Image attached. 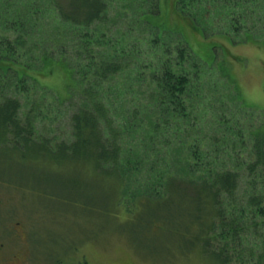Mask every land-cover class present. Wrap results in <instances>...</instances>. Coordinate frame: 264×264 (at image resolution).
Masks as SVG:
<instances>
[{
  "label": "trees",
  "instance_id": "16d2710c",
  "mask_svg": "<svg viewBox=\"0 0 264 264\" xmlns=\"http://www.w3.org/2000/svg\"><path fill=\"white\" fill-rule=\"evenodd\" d=\"M0 1L12 10L0 23V182L25 187L30 184L20 181H36L40 193L88 208L100 198L97 210L125 214L142 238H163L213 264H264L263 113L242 102L219 65L215 75L225 92L216 96L200 84L197 56L182 35L148 21L159 12L158 0H148L139 15L147 36L115 20L121 17L109 14V0ZM173 3L203 36L235 41L243 33L240 43L264 45V0ZM46 19L54 31L50 42L58 46L51 50L39 32ZM199 19L215 23L203 26ZM67 55L74 59L70 66ZM54 67L66 76L67 95L40 114L30 83L43 87L35 73ZM120 101L130 108L127 116ZM49 117L68 122L64 137L39 136L48 133L42 125ZM133 142L146 156L131 154ZM25 162L33 171L9 173ZM128 171L143 189L130 192ZM49 184L65 194L46 192ZM86 190L92 202L82 200Z\"/></svg>",
  "mask_w": 264,
  "mask_h": 264
},
{
  "label": "rangeland",
  "instance_id": "374dc122",
  "mask_svg": "<svg viewBox=\"0 0 264 264\" xmlns=\"http://www.w3.org/2000/svg\"><path fill=\"white\" fill-rule=\"evenodd\" d=\"M109 1L111 10L109 14L121 17H116L115 20L126 22L130 30H134L138 36L148 35L147 30L142 26L144 22H139L141 9L149 7L148 0ZM4 2L0 1V23L6 15L12 13L9 5ZM158 3L159 12L155 15H147L148 21L161 31H177L182 35L192 53L197 56L193 58L199 64L201 71L200 84L208 87L216 96L225 92L222 83L218 82L220 79L217 80L215 75L216 66L219 65L233 80L242 102L259 110L264 116V45L254 41L240 43L244 41L243 33H240L235 41L223 35L203 36L186 19L178 16L173 9V0H158ZM118 10L123 16L117 13ZM198 21L199 25L203 26H209L210 21L214 22L210 19L205 22L201 19ZM45 22L39 30L41 38H44L41 42L48 43L51 50L58 46L54 47L55 45L50 42L54 33L52 21L46 19ZM30 30L36 31V28L31 27ZM108 33L116 36V28H109ZM258 36L255 39H263L262 36ZM54 57L59 58L57 52ZM65 61L70 66L74 59L67 55ZM33 62L34 60H26V64L30 66ZM33 67L40 68L38 63ZM42 72L44 71L38 70L35 76L44 88L31 81L30 86L34 87V92L29 93L31 99L38 102L40 114L50 103L57 106L55 100L59 96L67 95L66 76L61 69L54 67L52 71ZM227 103L232 108L236 107L230 100ZM119 104L120 114L127 116L130 108L126 101H120ZM67 105L68 101H65L63 107ZM47 120L44 121L42 128L48 133H39V136L56 139L64 137L65 131H69L68 122L62 118L53 120L49 117ZM136 145V142L131 144L134 149L131 154L137 157L146 156V152L141 149L136 153L138 150ZM172 160L176 162L174 156ZM22 168L27 173L33 171V167L26 162L17 165L14 169L10 166L8 170H11L9 173H15L23 171ZM4 171L7 174L8 171ZM125 177L130 183L131 193H136L140 187L143 189L144 183L138 182L136 175L128 171ZM141 180L147 179L141 178ZM20 182L30 186L18 187L0 182V241L4 243L5 252L15 248L18 252L23 251L25 257H28L29 264H82L83 262L86 264H213L196 252L187 255L181 253L163 238L161 241L142 238L140 231H137L139 234L136 232L135 224L129 219L124 220L125 214L97 210V206L100 208L104 205L100 198L96 199L97 205L92 207L91 203L88 208L86 205L67 203L40 193L35 188L40 186L36 181ZM49 185L50 189L48 187L46 192L51 190L57 195L65 194V190L58 185ZM72 190L70 192L78 194V190ZM82 192V200L85 203L92 202V194L90 196L88 190ZM107 206L109 208V204ZM19 228L22 229L21 241H12L13 234L18 232Z\"/></svg>",
  "mask_w": 264,
  "mask_h": 264
},
{
  "label": "flooded vegetation",
  "instance_id": "af4514ba",
  "mask_svg": "<svg viewBox=\"0 0 264 264\" xmlns=\"http://www.w3.org/2000/svg\"><path fill=\"white\" fill-rule=\"evenodd\" d=\"M17 231L13 234L12 241L20 242L22 229L19 228ZM0 264H29V261L28 257H25L24 252H18L16 248L10 252H5L4 243L0 241Z\"/></svg>",
  "mask_w": 264,
  "mask_h": 264
}]
</instances>
